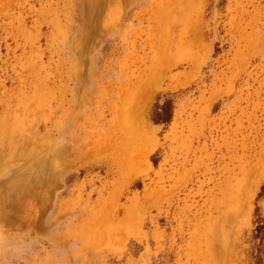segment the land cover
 <instances>
[{
    "label": "rangeland",
    "instance_id": "1",
    "mask_svg": "<svg viewBox=\"0 0 264 264\" xmlns=\"http://www.w3.org/2000/svg\"><path fill=\"white\" fill-rule=\"evenodd\" d=\"M0 264H264V0H0Z\"/></svg>",
    "mask_w": 264,
    "mask_h": 264
},
{
    "label": "trees",
    "instance_id": "2",
    "mask_svg": "<svg viewBox=\"0 0 264 264\" xmlns=\"http://www.w3.org/2000/svg\"><path fill=\"white\" fill-rule=\"evenodd\" d=\"M168 105H166L165 110L162 113H156V116L154 117L155 121H168L170 118V110L168 109Z\"/></svg>",
    "mask_w": 264,
    "mask_h": 264
}]
</instances>
